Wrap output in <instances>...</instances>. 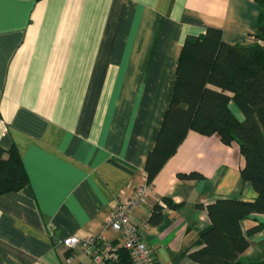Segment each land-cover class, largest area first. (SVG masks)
<instances>
[{
  "label": "crops",
  "instance_id": "0c3cea01",
  "mask_svg": "<svg viewBox=\"0 0 264 264\" xmlns=\"http://www.w3.org/2000/svg\"><path fill=\"white\" fill-rule=\"evenodd\" d=\"M261 22L264 0H0V148L14 145L27 175L0 194V264H117L120 234L103 223L146 181L185 37L215 27L228 44H251ZM243 164L236 143L186 134L132 214L156 264H200L189 253L211 223L206 206L256 197ZM192 171L201 177L179 176ZM263 219L244 218L243 234ZM101 233L88 253L62 243ZM239 259H264V231Z\"/></svg>",
  "mask_w": 264,
  "mask_h": 264
},
{
  "label": "trees",
  "instance_id": "16d2710c",
  "mask_svg": "<svg viewBox=\"0 0 264 264\" xmlns=\"http://www.w3.org/2000/svg\"><path fill=\"white\" fill-rule=\"evenodd\" d=\"M254 38L251 44H228L215 27L185 37L171 98L145 159L146 181L151 183L189 131L217 135L226 145H238L244 159L241 177L251 183L256 197L222 198L206 206L211 223L195 242L201 247L189 253L200 264H264V259L246 263L239 259L250 236L264 231V219L245 234L241 229L247 216L264 214V23L257 26ZM230 102L241 111L242 120L233 114ZM179 176L201 177L195 171ZM26 183L16 147L0 148V194L19 190ZM164 200L169 207L177 206ZM160 219L161 210L156 207L150 221ZM117 264H131L127 251L118 256Z\"/></svg>",
  "mask_w": 264,
  "mask_h": 264
},
{
  "label": "built area",
  "instance_id": "2783aa9c",
  "mask_svg": "<svg viewBox=\"0 0 264 264\" xmlns=\"http://www.w3.org/2000/svg\"><path fill=\"white\" fill-rule=\"evenodd\" d=\"M6 132L7 125L0 119V137ZM149 189L150 183L145 181L135 186L129 196L117 197L113 209L103 223L104 230H112L120 234L122 246L128 252L131 264H156L150 249L139 236L136 225L132 221L133 211L146 200ZM104 239L102 233L83 239L77 236H69L64 238L62 243L70 249L81 247L84 252L88 253ZM105 258L111 259L109 254H106ZM95 260L97 263L102 261L98 256H95Z\"/></svg>",
  "mask_w": 264,
  "mask_h": 264
}]
</instances>
